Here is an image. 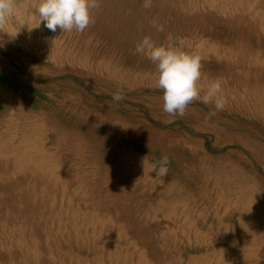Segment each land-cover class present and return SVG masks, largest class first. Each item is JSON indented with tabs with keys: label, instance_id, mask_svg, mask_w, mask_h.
Returning a JSON list of instances; mask_svg holds the SVG:
<instances>
[{
	"label": "rangeland",
	"instance_id": "374dc122",
	"mask_svg": "<svg viewBox=\"0 0 264 264\" xmlns=\"http://www.w3.org/2000/svg\"><path fill=\"white\" fill-rule=\"evenodd\" d=\"M36 2L15 0L0 26V148L37 131L21 143L56 154L61 173L0 155V264H187L193 233L158 206V180L205 184L207 153L264 182V0H97L89 26L70 33L46 29ZM28 36L56 46L42 52ZM145 36L200 56V94L219 79L225 107L194 100L183 117L165 113L155 64L135 51ZM163 155L166 175L144 170Z\"/></svg>",
	"mask_w": 264,
	"mask_h": 264
},
{
	"label": "bare ground",
	"instance_id": "6f19581e",
	"mask_svg": "<svg viewBox=\"0 0 264 264\" xmlns=\"http://www.w3.org/2000/svg\"><path fill=\"white\" fill-rule=\"evenodd\" d=\"M261 16L260 24L264 27V15L261 14ZM30 23L32 24L31 21ZM10 29H12V25ZM24 37V35L21 36V38ZM25 40L38 43L42 52L52 51V48L56 46L55 44L47 45L44 39L38 42L31 36ZM25 40L23 41L25 42ZM55 42L52 40V43ZM201 46L202 44H200V48ZM214 53L217 54L218 51L215 50ZM101 63V68L106 76L118 72L115 66L110 68L112 66L110 60L105 59V62ZM258 107L260 110H264V100H259ZM26 125L27 127L36 125L41 127V130L44 129L42 123L38 124L32 120L26 121ZM35 134L24 131L22 133L23 140L19 142V145L10 150L1 147L0 155L3 157L12 156L20 167L32 164L33 170L37 168L42 173L43 171L49 173L54 181H57L61 173V159L56 154L46 153L43 148H40L41 151L38 154L32 156L31 146L24 147L21 143L29 141L31 135ZM42 144L44 143L42 142ZM216 159L206 153L200 160L203 172L210 171L206 175L211 177L204 179L205 184L198 187H195L196 183H192V187H186L176 179L160 177L159 186L165 182L167 189L160 187L157 204L170 207V214L165 216L174 218L173 221L179 222L180 227H186L188 233H193L196 246L187 249L193 253L188 257L187 264H264V182L256 175H252L245 166L244 168L239 166V163L220 164ZM146 165L144 170L152 171L153 166ZM211 165H217L218 170H211ZM63 188H66V185ZM114 218L121 221L117 215ZM109 220L112 223V218ZM119 230L123 231L122 226Z\"/></svg>",
	"mask_w": 264,
	"mask_h": 264
},
{
	"label": "clouds",
	"instance_id": "9594fccd",
	"mask_svg": "<svg viewBox=\"0 0 264 264\" xmlns=\"http://www.w3.org/2000/svg\"><path fill=\"white\" fill-rule=\"evenodd\" d=\"M151 4L152 0H144L143 6L147 9ZM97 6V0H37L35 5L40 21L53 33L58 28L69 33L73 30L83 32L92 22L91 10ZM16 14L15 0H0V26L9 28V20ZM4 33L10 37L17 35L7 30ZM135 51L155 64V86L162 90L165 113L183 117L188 105L194 100H200L206 105L212 103L217 110L225 107L226 99L219 79L212 80L201 96V87L198 84L201 79V58L197 54L166 44H156L149 36L136 44ZM112 99L119 102L123 96L116 92ZM167 163L168 156L163 155L152 171L166 175Z\"/></svg>",
	"mask_w": 264,
	"mask_h": 264
}]
</instances>
